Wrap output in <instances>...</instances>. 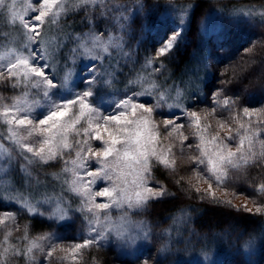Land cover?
<instances>
[{
	"label": "trees",
	"instance_id": "obj_1",
	"mask_svg": "<svg viewBox=\"0 0 264 264\" xmlns=\"http://www.w3.org/2000/svg\"><path fill=\"white\" fill-rule=\"evenodd\" d=\"M164 2L156 1L153 12L162 7L186 9V19L181 40L172 51L159 57L157 52L153 54V76L163 87L180 88L185 113L190 116L195 111L208 132L222 135L235 123L245 121V127H250L264 121V89L250 84L251 73L264 65V0H172L167 6ZM56 21L52 25L49 17L42 25L41 42L49 30L62 29L72 40L88 26L76 17L61 16ZM4 27L0 23V34ZM155 34L157 30L151 32ZM48 62L55 66L52 60ZM241 65H245L244 75L239 78L237 68ZM225 100L229 101L227 105ZM222 121L224 127L220 126ZM2 129L0 125V143L10 153V180L21 195L34 202L48 188L50 195L56 196L58 163L43 164L35 159L28 163L18 150L10 148ZM186 135L189 139L179 147L180 153L178 148L174 150L171 168L158 163L152 168V176L166 194L149 201L139 215L149 232V244L141 254L129 257L111 245L92 244L72 261L51 255L43 261L35 260L28 252L35 236L55 231L77 241L82 235H72L73 221L61 222L48 211L45 215L28 214L6 201L0 190V215L16 212L12 232L6 234L0 228L2 264H264V211L249 212L229 201L232 196H244L264 209V192L258 191L264 184V161L233 168L226 179L216 182L206 169L193 162L197 156L187 146L194 142V135ZM257 141H264V135ZM260 151L261 147L256 153ZM63 195L69 198L72 209L74 198L68 192ZM247 242L251 245L246 249ZM5 249L9 250L6 258Z\"/></svg>",
	"mask_w": 264,
	"mask_h": 264
},
{
	"label": "rangeland",
	"instance_id": "obj_2",
	"mask_svg": "<svg viewBox=\"0 0 264 264\" xmlns=\"http://www.w3.org/2000/svg\"><path fill=\"white\" fill-rule=\"evenodd\" d=\"M156 1L164 2L162 0H105L107 7L122 6L116 8L111 13H106L105 5L89 4L87 8H83L77 7L79 0H62L63 10L59 11L58 15L50 16L52 17V25H56V19L64 16L76 17L82 24L83 22L88 23V26L85 23L84 25L87 26V30H82V33L75 35L72 40L68 39L67 33L62 29L49 30L47 36H44L45 40L41 44V50L46 51L48 58L51 57L48 61L52 60L53 64H55V66L53 65L54 67H51V71H47L50 78L57 83V87L49 91L48 97L44 96L43 87L36 86V81L27 85L20 83L14 86L16 81L7 79V64L14 62L16 55H28L32 48L27 39V30L20 22V16L27 17L32 8L38 7L36 0H3V3H0V23L5 26L3 32L0 34V68L3 69L4 77V79H0V125H3L2 130L4 135L2 136L7 140L6 142L10 148L18 150L23 157L27 156L30 160H38L31 153H27L22 149L17 140L21 143H29L34 148L39 147V141L43 139V136L36 134L33 136L28 135L29 130L35 126V122L43 118L51 110L52 104L72 99L76 94L85 90V88L89 87L93 90V95L89 99L99 109L98 112L83 119L77 126L81 133L79 136L70 135V141L73 143L76 140L83 142L87 139L89 144L84 145L81 143L79 147H74L71 152H64L62 158L52 160L60 166V178L58 179L60 183L56 187V196L50 195L52 191L46 188L41 192L43 197L34 202L28 197H23L19 188L10 180L9 175L12 166L9 163V149L2 142L0 143V190L3 192L5 200L15 203L20 208H24L31 215H45L47 211L49 213L54 212V215L50 216L61 222L73 221L75 225V229L72 232L73 236L77 235L78 237L82 235L77 241L67 239L66 234L55 231L35 236L28 249V252L32 254L35 260L41 259L40 261H43V258L49 255L65 259L66 261L74 260L83 250L87 249V247H84L73 251L75 245L83 244V241L89 238V222L91 221L93 225H96L97 219L103 225L100 229L101 234L105 236L100 242L102 245H111L117 252L129 257H135L141 254L149 244L148 229L144 226L143 220L139 219V215L147 208L149 201L152 199L144 204L135 205V193L142 191L145 185H139L138 181L136 184H133V176L127 175L128 182L126 184L122 182L119 184L120 187L125 189V200L119 206L112 205V202L108 198L96 197L95 193L103 187L112 188L114 186V183L117 182V175L113 174L111 182L98 180L95 185L91 186L92 196L90 202L84 203L85 198L80 196L77 190L86 186L81 183L85 174L79 169L80 160L76 156V152H86L88 147H91L94 151L103 148L104 145L101 141H94L91 139V136L85 137L83 129L88 127L89 120H91L93 126H95L97 121L103 125L100 117L115 113L117 111L116 105L121 99H127V97H135V102L144 103L146 107H151L158 102L159 97H164L165 106L162 109L163 115L158 111L151 115L144 114V116L152 122L151 126L154 129H158V139L160 141L158 150L166 152L170 145H174L171 155L166 154L165 156V158L169 159L170 163L175 160L174 150L178 148V153L181 151L179 147L181 146L180 140L182 137L180 133L173 132L172 138L169 139V132L173 130L171 128L165 129L163 120L173 119L177 124L183 125L181 131L185 136H187L186 134L189 135V133L193 134L195 122L184 111L185 108L183 107L180 88L178 86L163 87L162 82H159L153 76L155 63L148 64L149 60H153V54L158 51L173 32H180L176 43L181 40V33L186 19V9H182L183 24H181V9L172 10L162 7L158 10L155 9L156 11L153 12ZM165 1L169 2L172 0ZM167 2H164L165 6H167ZM13 13H18L19 15L13 16ZM118 17H120L119 20L117 19ZM155 30H157V35H151V32ZM207 30L209 31L210 29ZM147 35H150V37L147 38ZM92 36L100 37L98 43L107 45L109 52H103L102 48L95 49L94 54L100 56L101 59L95 61L97 71L94 75L97 79L95 83L89 85L87 84V80L90 75H93V73L89 72V67L94 62L88 61V58L82 55V49L77 53H74L73 49L79 48L82 42H85L91 48ZM109 36L119 39H114L110 42ZM118 42L122 43V48H114L112 46ZM139 48L140 51L136 52ZM124 53H128V55L125 56ZM134 62L135 65H132ZM34 63L42 64L43 61L34 60ZM78 63L80 67L76 68L75 65ZM137 66H139V70L135 71ZM199 66L197 64V67ZM244 66L241 65L237 68L239 78L244 75ZM52 68H55L53 69V73ZM69 72L71 75L67 83H63L65 74ZM251 75V79L248 77L251 80L250 84L264 89V65L256 67ZM243 78L247 77L244 76ZM260 87L257 90H260ZM177 104L179 105L178 108L169 107L170 105L175 106ZM5 107L12 108L13 117L26 115L34 121V124L24 126L23 128H17L14 123L9 125L7 120L13 117L2 114ZM119 110L124 111L125 109L121 107ZM142 113L143 110L138 109V115ZM178 117L180 118L177 119ZM241 124L247 125L245 121L235 123L231 128H226L227 131L222 132L224 133L222 135L212 133L209 130L210 133L205 129L203 135L206 140L211 141V137L216 134L223 137L230 129L233 132L239 130ZM109 127H114V124L109 125ZM201 128L204 129L205 126L201 124ZM253 129L252 131L254 132L256 129ZM13 132L16 133L15 137H12ZM100 132L106 139L107 136L103 133V127H101ZM240 134L244 135L245 133L243 130H240ZM192 138L194 141L191 144L192 150L199 157V151L194 150L198 144V140L195 136ZM215 143L212 142L208 145L210 150H215ZM238 143L239 137L234 141H230V149L236 151ZM260 143V141H256L255 152L260 147ZM245 145L247 146V141ZM73 160L76 161V164L72 163ZM154 164L156 163L153 162L152 168ZM108 165L115 167L114 161L111 159L108 161ZM87 166L89 171H95L100 167V162L93 159L88 161ZM200 167L206 169L210 177L216 181L215 177L208 172L206 167ZM116 172L127 174L128 169L116 168ZM150 177V183L146 186L155 190H163L159 186V182L152 176V169ZM66 192L74 198L73 202L75 204L72 209L69 207V198H65L63 195ZM220 192L223 193L222 191ZM225 196L229 197L228 194H225ZM129 197L133 202V207H129L128 205L127 198ZM229 201L234 206L245 209L256 210L258 207L253 199L244 196H232ZM96 203H109L112 206L107 210L97 209L95 215L89 213L87 208L94 206ZM15 225L16 212L6 211L0 215V228L6 234H10ZM59 243L62 244L59 245Z\"/></svg>",
	"mask_w": 264,
	"mask_h": 264
},
{
	"label": "snow or ice",
	"instance_id": "obj_3",
	"mask_svg": "<svg viewBox=\"0 0 264 264\" xmlns=\"http://www.w3.org/2000/svg\"><path fill=\"white\" fill-rule=\"evenodd\" d=\"M36 2L38 7L32 8L27 17L20 16V22L27 30V39L32 45V48L28 55H16L14 62H9L7 64V79L15 80L16 84L14 86L20 83L27 85L36 81V86L43 87L44 96L48 97L49 91L56 88L57 83L49 76L47 70H51V65L48 62L46 51L41 50V26L45 23L47 18L58 15L59 11L63 10V3L62 0H36ZM0 3H3V0H0ZM89 4L105 5L106 13H111L116 10V8L122 7H107L105 0H79L77 7L87 8ZM180 12V23L183 24V10L181 9ZM17 15L19 14L13 13V16ZM117 19L119 20L120 17ZM179 36V31L173 32L158 49L157 56H164L170 53ZM114 39L119 38L109 36L110 42ZM91 40V48L88 47L85 42H82L79 48L73 49L74 53L82 49V55L88 58V61L94 62L91 63L89 67V72L93 73L87 80V84L89 85L95 83L97 79L94 75L97 71L95 61L101 59L100 56L94 54L95 49L102 48L103 52H109L107 45L98 43L100 37L92 36ZM112 46L114 48H122V43H114ZM124 55L127 56L128 53H124ZM34 60L43 61V63H34ZM152 63V60L148 61V64ZM156 70L159 71V69ZM70 75V72L65 74L63 83H67ZM0 79H4L2 68H0ZM92 95L93 90L88 87L81 93L76 94L72 99L52 104L51 110H49L43 118L36 121L35 126L28 132L29 136H33L34 134L43 136V139L39 141V147L34 148L30 146L29 143H21L19 140H17V143L20 144L22 149L27 153H31L43 164H47L49 161L56 160L57 158H62L64 152H71L74 147H79L81 143L88 145L89 141L87 139L83 142L79 140H76L75 143L71 142L70 135L79 136L81 133L77 126L83 119L99 111V109L90 102L89 98ZM224 103L227 105L229 101L225 100ZM164 106L165 100L163 96L159 97L158 102L151 107H146L144 103L135 102V97H127V99H121L119 101L116 105L117 111L115 113L100 117L103 121V125L97 121L95 126H93L91 120H89L88 127L83 129V135L85 137L91 136V139L94 141H101L104 146L95 151L92 150L91 147H88L86 152H76V156L80 160L79 169L85 174L81 183L86 186L74 190H77L78 194L85 198L84 203L90 202L92 196L90 190L91 186L95 185L98 180L111 182V176L113 174L117 175V182L114 183V186L112 188L107 186L103 187L100 191L95 193L96 197L108 198L112 202V205L119 206L124 202L125 189L120 187L119 184L121 182L124 184L128 182L127 175L133 176V184H136L138 181L139 185H145L142 191H137L135 193V205L144 204L150 199H157L166 194L163 190H155L146 185H148L151 180L150 172L153 162L163 165L166 168L173 166L175 162L172 161V163H170L169 159L165 158V156L166 154L171 155L174 145H170L166 152L164 150H158L160 146L158 129H154L151 126L152 122L144 116V114L151 115L158 111L163 115L162 109ZM121 107L125 110L120 111L119 109ZM169 107L178 108L179 105H170ZM138 109L143 110V113L138 115ZM248 111L247 108L244 109L245 113H248ZM2 114L4 116L13 117L12 108L5 107ZM179 118L180 117L177 119ZM190 118L195 122L193 135L198 140V144L195 146L194 150H198L200 153L199 157H193V162L206 167L208 172L215 177L216 181L226 179L230 169L241 168L264 161V141L260 143L261 151L259 154L254 150L258 137L264 135V121L258 122L256 125L250 127H245V125L241 124L240 130L244 131V135L240 134V130L233 132V130L230 129L223 137L217 134L211 137V141H208L203 135L205 129L201 128L199 117L195 111L190 113ZM7 123L9 125L14 123L17 128H23L24 126L33 125L34 121L25 115L10 118L7 120ZM224 123L225 122L222 121L220 126L224 127ZM113 124L114 127H109V125ZM163 126L165 129L171 128L173 130L169 132V139L172 138L173 132H176L180 133L182 137L180 140L181 145H184L185 142L188 141L189 137L183 135L181 131L183 125L177 124L175 120L164 119ZM101 127H103V133L107 136L106 139L100 132ZM252 127L256 129L254 132L252 131ZM15 136L16 133L13 132L12 137ZM237 137H239L238 148L236 151H232L229 142L236 140ZM246 141L247 146L245 145ZM212 142H216L214 151L210 150L208 147ZM188 147L192 149V145H188ZM23 158L28 161V163L32 162L27 156ZM93 159L100 162V167L95 171H89L87 166L88 161ZM110 159L114 161L115 167L108 165ZM72 163L76 164V161L73 160ZM22 167H24V165H22ZM116 168H126L128 169V173H117ZM258 191L264 192V184L259 186ZM127 199L129 207H133L134 205L131 198L129 197ZM112 205L109 203H96L94 206L88 207L87 211L95 215L97 209L107 210ZM246 210L249 212L252 211L250 208ZM261 211H264V209L260 207L256 208V212ZM102 227L103 225L100 224L98 219L96 225H93L90 221L89 238L85 239L83 244L75 245L73 251L88 247L92 244L99 245L101 240L105 238L100 231ZM250 245L251 242H247L244 247L247 249ZM8 251V249H5V258ZM205 259H207V257H205ZM0 264H2V261H0Z\"/></svg>",
	"mask_w": 264,
	"mask_h": 264
}]
</instances>
